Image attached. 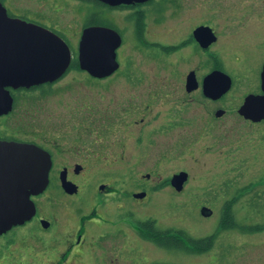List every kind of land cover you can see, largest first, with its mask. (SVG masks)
<instances>
[{"label":"rangeland","instance_id":"374dc122","mask_svg":"<svg viewBox=\"0 0 264 264\" xmlns=\"http://www.w3.org/2000/svg\"><path fill=\"white\" fill-rule=\"evenodd\" d=\"M183 1L185 6L180 14H187L192 8L191 1ZM4 3L17 17L22 15L60 28L71 44H78L88 11L87 0H4ZM201 9L208 20H245V25L264 20V0H203ZM260 14L262 17H258ZM113 17L120 22L117 15ZM127 36L121 60L132 63L135 78L118 73L109 81L65 80L47 102L50 111L47 122L55 116L61 122L66 120L67 129L71 128V109L95 111L90 115L92 138L102 141L107 152L102 151L119 157L120 161L95 166V181L82 194L67 196L54 188L52 195L41 202L42 214L47 213L53 219L54 213L57 214L50 228L31 219L0 234V264H54L57 251L70 237L64 232L76 228L79 216L91 214L92 204L101 200L93 195L101 181H111L118 191L99 202L97 221H87L91 230L86 241L69 253H94L87 246L93 243L99 253H119L122 259L129 260L132 258L128 256L133 255L142 261L138 264H229L244 259H247L244 263L250 264L252 259L259 260L261 231L243 234L241 228H231L235 221L238 227L262 221L261 198L256 194L264 187V124L251 122L238 112L242 101L233 96L243 86H237L218 101L201 93H189L180 75L184 69L167 65L163 57L137 49L132 34L127 32ZM260 60L256 57L254 61L259 64ZM196 94L199 96L193 97ZM218 107L226 109L220 116L215 115ZM37 117L34 109L30 130L35 133L39 126ZM229 145L237 146L233 154L227 149ZM182 169L189 171V177L183 189L177 191L169 178ZM142 189L148 191L140 197L143 200L128 196ZM228 199L236 210V218L233 221L232 217L229 226L223 227L222 208ZM205 205L212 209L211 214L202 212ZM150 219L160 228H169V235L161 233L160 237L172 241L166 239L159 244L155 236H145L144 225L152 222ZM116 230L119 232L112 233ZM91 233L95 236H90ZM184 237L195 238L191 239L194 245L197 239L200 245L207 244L204 237L211 243L202 254H191L184 251V245L172 243ZM214 254H219L215 260Z\"/></svg>","mask_w":264,"mask_h":264},{"label":"flooded vegetation","instance_id":"af4514ba","mask_svg":"<svg viewBox=\"0 0 264 264\" xmlns=\"http://www.w3.org/2000/svg\"><path fill=\"white\" fill-rule=\"evenodd\" d=\"M87 1L88 11L81 27L77 45L71 44L60 28L50 27L22 15L18 17L27 22L47 27L64 38L70 46L71 58L68 65L54 76L29 85L20 84L14 86L6 84L4 89L9 92L12 98L11 107L8 106V103H0V179H7L8 176L17 175L20 170L25 171V156L27 154L19 149L23 148L25 143H35L50 154L52 164L49 171V182L42 192L32 194V198L36 203V213L29 219H36L35 221L41 225L42 219L49 220L50 224L46 228H50L54 224L57 214L53 211L55 214L53 215L54 219L47 213L42 214L41 202L46 196L52 195L54 188H58L60 193L67 196L82 194L86 189H90L89 186H92L91 184L95 181L93 178L95 166L104 165L105 163L116 164L120 161L119 157L103 152L107 151L103 150L106 146L102 141L92 138L93 126L91 125L90 115L95 111L71 109V128L67 129L64 124L66 120L61 122L55 116L47 122L50 115L48 99L56 94L65 80H68L67 82L72 79H86L87 81L105 79L109 81L111 80L110 78L118 73L130 79L135 78L136 74L132 72L131 68L132 63L121 60L127 45V32L132 34L134 46L137 49L154 53L163 57L167 65L172 67L175 65L177 68L184 69L182 72L180 70V75L182 82L185 84V89L189 93H201L213 101H218L223 99L232 89H236L237 86H243L242 91L240 93L235 92L233 96L234 99L239 101L241 99L242 103L239 107L249 95H264V20H259L262 24L255 21L246 25L244 23L245 20L236 21L235 19H230V21H224L216 20L212 17L211 20H208L202 13L201 2L203 0H190L189 4L192 8H190V13L188 12L187 14H180L185 6L183 0H131L118 4H112L104 0ZM1 2L6 8L8 17H17L11 13L4 0H1ZM115 15L118 16V21L120 22L113 20ZM232 16L234 15L227 14V17ZM258 17H262V15H258ZM90 26H106L116 30L120 36V44L116 50L119 61L118 67L103 77L93 75L87 69L82 68L79 62L80 39L84 28ZM202 26L211 28L210 30L207 29L208 34L203 29H200ZM256 57L261 58L259 64L254 61ZM213 71H221L228 75L231 80L230 88L218 98L209 97L204 92V80ZM72 72H75V74L68 77ZM76 75L81 77L74 78ZM219 75L223 74L219 73ZM197 94L193 97H198L199 95ZM67 105L71 107V104L67 103ZM87 106L90 107V105ZM34 109L37 111L39 125L36 133L30 130V116H32ZM223 109L225 112L226 109ZM240 114L251 122L264 124V117L251 118L246 117L242 113ZM95 128L96 126H94ZM60 129H62V132H59ZM30 135L33 136L30 137ZM94 146H99L101 149H96ZM236 147L235 145H229L227 149L233 154ZM241 149H243V146ZM19 156L21 164H18ZM64 178L67 181H71L73 186L76 185L77 190L73 192L66 190L63 186ZM17 183L12 186L14 192L19 191ZM101 184H104L105 187L101 188ZM22 189L23 186H21ZM142 190L148 192L146 189ZM13 191L10 193L11 195L18 194L13 193ZM117 191L118 187L111 181L97 183V188L95 186L93 195L95 199L101 198V200L92 204L91 214H82L79 219L76 215L79 224L76 228L64 232L69 233L70 237H67L66 245L61 248L63 250L59 249L57 251L54 264H138L142 262L134 259L133 255L128 256L132 258L129 260L122 259V254L119 253L113 255L99 253L98 249L93 247V243H89L87 246L88 250L91 247L95 251L94 253H69L73 248L76 249L84 239L86 241V235L88 236L91 230L87 221H97L96 214H98L99 202L102 203L106 196H113ZM135 192L128 196L133 197L136 201L143 200V198L136 197L134 195ZM256 195H260L261 198L259 212L261 213L262 221L260 224L247 222L240 224V227H238L237 221H235L231 223V228H241L239 230L243 234L261 231L263 238L261 239L260 258L259 260L252 259L249 262H251L250 264H264V187ZM118 206L122 207L123 205L118 204ZM222 209H225V207ZM230 211L234 221L236 210L233 205H230ZM118 232L116 230V232L112 233ZM73 234H75V237L72 238L71 235ZM102 235L105 234L102 233ZM102 235L99 234L98 236L101 237ZM90 236H95V234L91 233ZM182 239L184 251L191 254H202L203 250L195 247L196 244H201L200 239H197L198 243H195V245L192 241L195 238H191V240L188 237H184ZM243 250L246 251V249ZM217 255L219 254L213 255L214 260L219 257ZM244 262H247V259L231 261L229 264H246ZM196 264L199 263L197 262Z\"/></svg>","mask_w":264,"mask_h":264},{"label":"water","instance_id":"95a60500","mask_svg":"<svg viewBox=\"0 0 264 264\" xmlns=\"http://www.w3.org/2000/svg\"><path fill=\"white\" fill-rule=\"evenodd\" d=\"M112 4L131 0H104ZM207 34L209 26H202ZM79 62L82 68L93 75L103 77L118 67L117 47L120 44L118 32L106 26H90L83 30L79 43ZM71 50L67 41L53 30L38 24L27 22L18 17L7 16L5 6L0 0V103H8L11 107L12 98L4 89L6 84L18 86L32 84L58 74L68 65ZM219 73L223 75H219ZM220 80V81H219ZM230 77L221 71H213L204 80V92L212 98L220 97L230 88ZM239 112L246 117H264V95H249L239 107ZM224 113L223 108L215 112L217 116ZM25 171L17 175L0 179V234L13 226L23 224L36 213V203L32 194L42 192L49 182V171L52 160L50 154L35 143L23 145ZM21 164V158H18ZM149 175V173H148ZM189 177L187 170L175 172L170 181L177 190H182ZM18 182V192L12 187ZM21 186L23 189L21 190ZM66 190H77L71 181L63 180ZM101 188L105 185L101 184ZM18 193L17 195L10 194ZM136 197H144L146 191H137ZM204 214H211L212 209L202 207ZM44 227L50 224L42 219Z\"/></svg>","mask_w":264,"mask_h":264},{"label":"trees","instance_id":"16d2710c","mask_svg":"<svg viewBox=\"0 0 264 264\" xmlns=\"http://www.w3.org/2000/svg\"><path fill=\"white\" fill-rule=\"evenodd\" d=\"M232 218V214H231V211H230V205H229V202H227L226 206H225V209L223 211V216H222V219H221V223L223 225V227H226V226H229L228 225V222L230 221V219ZM149 221H152L150 223H148L147 225H144V228L147 230L146 232H144V235L147 236V237H151L153 238L154 236L157 238V241L160 243L162 242H165V240L167 239V241H172L169 240L168 238L164 239V237H160V234L162 233V235H166L170 232V229L169 228H160L154 220H149ZM155 233V234H154ZM169 235V234H168ZM154 237V238H155ZM208 237H204L205 241L207 242V244L205 245H198L196 244V248H198L199 250H204L205 248H208V244L211 243L209 242L208 243V240H206ZM183 239H181L180 241H175V242H172L173 245L175 246H181V245H184L183 243L181 244V241Z\"/></svg>","mask_w":264,"mask_h":264},{"label":"bare ground","instance_id":"6f19581e","mask_svg":"<svg viewBox=\"0 0 264 264\" xmlns=\"http://www.w3.org/2000/svg\"><path fill=\"white\" fill-rule=\"evenodd\" d=\"M187 180H188V179H187ZM187 180H186V181H187ZM186 181H185V182H186ZM140 191H141V190H140ZM146 194H147V192H146ZM145 196H146V195H145ZM138 198H140V197H138Z\"/></svg>","mask_w":264,"mask_h":264}]
</instances>
